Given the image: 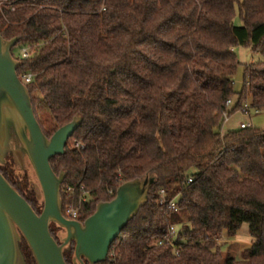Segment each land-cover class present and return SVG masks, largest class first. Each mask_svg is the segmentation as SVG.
Returning a JSON list of instances; mask_svg holds the SVG:
<instances>
[{
  "label": "trees",
  "instance_id": "16d2710c",
  "mask_svg": "<svg viewBox=\"0 0 264 264\" xmlns=\"http://www.w3.org/2000/svg\"><path fill=\"white\" fill-rule=\"evenodd\" d=\"M0 4V35L19 39L12 49L17 75H32L23 83L45 136L82 120L65 154L51 160L56 175L66 174L63 208L73 199L66 188L76 189L78 202L84 187L89 200L77 219L84 223L122 184L157 179L99 264H264V129L220 134L224 113L264 112V62L246 66L240 91L234 88L241 66L234 49L264 58V0ZM0 172L40 215L43 201L29 173L11 155ZM176 196L173 211L167 203ZM243 224L253 244L238 261L218 242ZM173 226L174 246L158 247ZM59 233L51 228L61 244ZM19 247L25 263L36 264L24 239ZM74 248L72 242L64 249L66 264H76Z\"/></svg>",
  "mask_w": 264,
  "mask_h": 264
},
{
  "label": "water",
  "instance_id": "95a60500",
  "mask_svg": "<svg viewBox=\"0 0 264 264\" xmlns=\"http://www.w3.org/2000/svg\"><path fill=\"white\" fill-rule=\"evenodd\" d=\"M18 38L6 41L0 35V165L12 154L15 166L29 162L36 183H31L43 209L38 215L0 172V264H26L19 244L30 248L36 264H66L64 249L75 244L76 264H99L107 260L113 243L128 223L148 201L155 176L122 184L115 198L99 203L95 213L84 223L63 216L61 186L65 172L56 175L51 160L65 154L69 139L81 125L75 118L47 138L39 125L26 85L17 75L20 62L12 49ZM51 224L59 233L61 244L51 235Z\"/></svg>",
  "mask_w": 264,
  "mask_h": 264
},
{
  "label": "rangeland",
  "instance_id": "374dc122",
  "mask_svg": "<svg viewBox=\"0 0 264 264\" xmlns=\"http://www.w3.org/2000/svg\"><path fill=\"white\" fill-rule=\"evenodd\" d=\"M0 6H2V4H0ZM235 22L237 25H240V21L238 19H236ZM234 53L241 63V66L238 68V71L234 77V88L235 90L239 91L242 87L244 68L253 63L264 62V58L261 55L253 54L250 49L243 47H236L234 49ZM240 123H250L254 128L264 129V112H261L260 114H253L252 112L243 113L241 111H238L229 117L227 123L223 124L220 130V134L224 135L228 132L240 129ZM10 155L13 159V155ZM22 171H27V173H29L30 177L33 179L34 183H36V178L29 162L25 165V168ZM74 204L75 206H79V202L74 201ZM51 228L57 229V226L55 224H51ZM252 244L253 239L249 234V226L247 224L242 225L241 229L238 231L237 235L234 238H229L224 234V236L218 242V246L221 248L222 253H228L238 261L242 260V252L251 247ZM19 264L22 263L20 262Z\"/></svg>",
  "mask_w": 264,
  "mask_h": 264
},
{
  "label": "built area",
  "instance_id": "2783aa9c",
  "mask_svg": "<svg viewBox=\"0 0 264 264\" xmlns=\"http://www.w3.org/2000/svg\"><path fill=\"white\" fill-rule=\"evenodd\" d=\"M21 55L24 59H27L29 57V49L28 48H24L22 51H21ZM32 78V75H26L23 77V79L21 80L22 82H30ZM232 104L231 101H227L226 103V106L227 107H230ZM229 120V116L224 113L223 114V124L227 123ZM253 127L251 124H242L240 126L241 129H246V128H251ZM75 148L78 149V150H83L84 149V145L81 144V143H76L75 144ZM192 182V179H189L188 180V183H191ZM75 188L72 187V186H68L65 190V192L67 194H71L73 196V199L71 202H69L68 204H66V206L63 208V216L69 220H75L77 221L78 217H79V206H75L74 204V201H75ZM80 191L82 192V194L80 195L79 197V205H81V203L83 202H87L89 200V194L84 190V187H81L80 188ZM160 197H161V201L160 203L161 204H165L166 203V200H165V191L162 190L160 192ZM179 198L180 196H176L175 198H173L172 200H170L167 204L169 206V208L173 211H178V201H179ZM175 237H176V228L173 226V227H170V229L168 230V233L167 235L162 239V240H159L157 241L155 244L158 246V247H162V246H174V243H175Z\"/></svg>",
  "mask_w": 264,
  "mask_h": 264
},
{
  "label": "flooded vegetation",
  "instance_id": "af4514ba",
  "mask_svg": "<svg viewBox=\"0 0 264 264\" xmlns=\"http://www.w3.org/2000/svg\"><path fill=\"white\" fill-rule=\"evenodd\" d=\"M26 163H28V162H27V158H26ZM57 229L59 230V232H64V231H63L62 229H60L59 227H57ZM52 230L54 231V230H56V228H55V229L53 228ZM57 233H58V232H57Z\"/></svg>",
  "mask_w": 264,
  "mask_h": 264
},
{
  "label": "crops",
  "instance_id": "0c3cea01",
  "mask_svg": "<svg viewBox=\"0 0 264 264\" xmlns=\"http://www.w3.org/2000/svg\"><path fill=\"white\" fill-rule=\"evenodd\" d=\"M240 91V90H239ZM242 124H245V123H240V126L242 125ZM250 124V123H249ZM252 125V124H251ZM240 126H239V128H240ZM253 126V125H252Z\"/></svg>",
  "mask_w": 264,
  "mask_h": 264
}]
</instances>
